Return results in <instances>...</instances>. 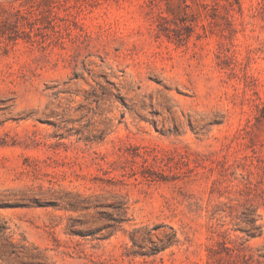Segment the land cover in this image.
Listing matches in <instances>:
<instances>
[{
	"label": "rangeland",
	"instance_id": "rangeland-1",
	"mask_svg": "<svg viewBox=\"0 0 264 264\" xmlns=\"http://www.w3.org/2000/svg\"><path fill=\"white\" fill-rule=\"evenodd\" d=\"M0 264H264V0H0Z\"/></svg>",
	"mask_w": 264,
	"mask_h": 264
}]
</instances>
